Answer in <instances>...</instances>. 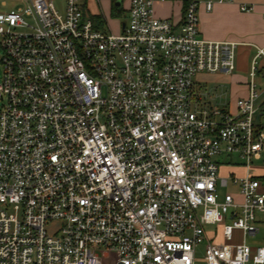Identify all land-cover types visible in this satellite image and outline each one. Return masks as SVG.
Masks as SVG:
<instances>
[{
	"label": "built area",
	"instance_id": "1",
	"mask_svg": "<svg viewBox=\"0 0 264 264\" xmlns=\"http://www.w3.org/2000/svg\"><path fill=\"white\" fill-rule=\"evenodd\" d=\"M172 1L130 0L115 34L81 0H0V264H264V48L234 112L202 101L239 43L203 38L194 0L158 18Z\"/></svg>",
	"mask_w": 264,
	"mask_h": 264
},
{
	"label": "crops",
	"instance_id": "2",
	"mask_svg": "<svg viewBox=\"0 0 264 264\" xmlns=\"http://www.w3.org/2000/svg\"><path fill=\"white\" fill-rule=\"evenodd\" d=\"M82 1V0H81ZM198 3L200 34L213 41L239 43L237 49L236 69L230 74L201 73L195 77V84L201 100L215 104L234 112L236 101L248 95V71L252 57L257 48H264V0H194ZM121 3V8L117 6ZM130 0H83V10L92 19L94 29L104 32L120 33L122 24L128 18ZM212 2L213 9L206 10V3ZM252 6L251 12H242L240 6ZM15 3L9 2L0 11L11 9ZM154 11L158 18L168 19L180 25L184 15V3L180 0L157 2ZM208 75L210 79H201ZM208 88L210 90H208ZM259 103V111L255 116L256 123H264V104ZM264 157V156H263ZM235 160V159H234ZM252 177L264 182V159L252 161ZM225 174L235 173L239 177L247 175L243 166L225 165ZM224 174V173H223ZM258 232L247 237L246 242L255 250L264 247V212L257 213Z\"/></svg>",
	"mask_w": 264,
	"mask_h": 264
},
{
	"label": "rangeland",
	"instance_id": "3",
	"mask_svg": "<svg viewBox=\"0 0 264 264\" xmlns=\"http://www.w3.org/2000/svg\"><path fill=\"white\" fill-rule=\"evenodd\" d=\"M52 2L54 4L55 8L59 11V13L63 14L64 13V7L63 6H65V0H52ZM1 56H2V52L0 50V59H1ZM0 64H1V62H0ZM1 77H2V66L0 65V80H1ZM200 78L201 79H210V77L208 75H202V76H200ZM208 90H210V89L208 88ZM1 103H2V100L0 99V104ZM226 170H227L226 168H222L221 169V174H223V173L225 174ZM115 257H116V255L112 254V258L111 259H113ZM109 262H112V261H109Z\"/></svg>",
	"mask_w": 264,
	"mask_h": 264
},
{
	"label": "water",
	"instance_id": "4",
	"mask_svg": "<svg viewBox=\"0 0 264 264\" xmlns=\"http://www.w3.org/2000/svg\"><path fill=\"white\" fill-rule=\"evenodd\" d=\"M117 6H118L119 8H121V3H120V2H118ZM124 27H125V22H123V24H122V28H124ZM262 104H264V101H263V103H262Z\"/></svg>",
	"mask_w": 264,
	"mask_h": 264
}]
</instances>
